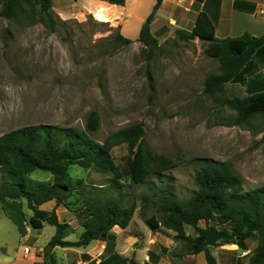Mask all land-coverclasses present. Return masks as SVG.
Here are the masks:
<instances>
[{
  "label": "rangeland",
  "instance_id": "374dc122",
  "mask_svg": "<svg viewBox=\"0 0 264 264\" xmlns=\"http://www.w3.org/2000/svg\"><path fill=\"white\" fill-rule=\"evenodd\" d=\"M99 14L108 19L102 10L68 19L53 11L55 28L22 14L16 19L0 15V135L29 125L53 124L85 131L102 143L112 133L142 123L145 143L178 163L149 184L168 180L178 198H188L197 189V169L211 161L229 165L242 178L245 190L264 187L263 121L255 117L247 124L233 125L236 112L224 103L226 98L248 95L253 83H257L255 90L264 89V52L254 56L253 69L244 83H226L223 91L210 96L204 91L205 79L220 72V63L207 56L206 42L181 40L172 29L168 38L159 39L158 47L152 49L139 41L120 44L116 40L120 28L97 18ZM92 112L100 116V125L93 132L87 128ZM127 154L126 145L113 149L117 162ZM69 173L89 184H107L106 175L90 168L73 165ZM31 177L52 178L39 170ZM149 184L120 189L138 205L131 232L141 236L140 241L151 231L139 201L141 194L149 192ZM41 207L52 210L55 203ZM63 209L56 208L59 217L74 219L67 230L76 232L83 216ZM19 211L30 226L32 211L25 199L0 200V238L10 233V244L15 247L22 242L30 244L7 217H16ZM187 231L194 234L193 228ZM55 232L51 225H45L40 235L33 229L39 244ZM248 243L252 245L256 239L250 238ZM185 246L191 251L190 243L184 241Z\"/></svg>",
  "mask_w": 264,
  "mask_h": 264
},
{
  "label": "trees",
  "instance_id": "16d2710c",
  "mask_svg": "<svg viewBox=\"0 0 264 264\" xmlns=\"http://www.w3.org/2000/svg\"><path fill=\"white\" fill-rule=\"evenodd\" d=\"M163 1L156 0L137 40L150 49L159 44L151 24ZM52 7L53 0H0V15L16 19L22 14L33 22L55 28L57 19ZM175 33L184 41L198 38L206 42L207 56L219 61L220 72L205 79L204 91L210 96L223 91L226 83H244L253 69L254 56L264 52V36L245 33L216 37L215 25L205 12L198 14L191 30L177 29ZM116 40L120 44L134 42L122 34H117ZM224 103L236 112L233 125L247 124L255 117H260L264 124V89L243 98H226ZM99 125V114L92 112L88 130L96 131ZM262 132L264 145V128ZM144 136L142 123L122 128L102 143L85 131L53 124L29 125L0 135V200L25 199L32 211L29 224L33 228L41 229L45 225L56 228L44 247V264H60L53 252L57 246L82 247L94 240L107 241L99 264H136L134 258L128 259L114 249V228H127L138 207L120 189L149 184L152 178H162L166 171L178 165L172 157L154 152L145 143ZM120 145L127 146L128 154L117 162L113 149ZM73 165L106 175L107 184H89L85 179L72 177L69 170ZM37 170L50 173L51 180L32 178L31 174ZM195 182L197 189L185 199L170 190L168 180L164 179L161 185L150 182L149 192L139 197L141 215L147 226L152 231H174L176 239L190 243V252H205L208 264H216L212 247L235 243L241 250H248V240L255 238L248 264H264V187L245 190L242 178L229 165L211 161L200 165ZM52 201L55 203L52 210L41 207ZM59 206L83 216L82 232L77 240L67 239L70 225L60 219L56 211ZM19 212L20 215L12 218L23 232L25 215ZM188 227L194 229V235L187 232Z\"/></svg>",
  "mask_w": 264,
  "mask_h": 264
},
{
  "label": "crops",
  "instance_id": "0c3cea01",
  "mask_svg": "<svg viewBox=\"0 0 264 264\" xmlns=\"http://www.w3.org/2000/svg\"><path fill=\"white\" fill-rule=\"evenodd\" d=\"M155 2L156 0H125L123 4H113L106 0H53L52 9L62 19L82 18L102 10L108 19L100 14L97 18L109 20L112 25L120 28L123 36L137 41L141 27ZM200 12L209 16L218 38L236 37L245 33L264 36V0H164L151 24L152 32L158 39L166 40L172 29L191 30ZM256 87L257 83H253L250 91H256ZM57 213L59 215L58 211ZM7 217L30 244L22 242L17 247L11 246L10 233L6 234L0 238V264H44V247L49 240L39 244V233L45 226L35 229L25 221L22 232L14 219L9 215ZM62 221L70 225L74 219ZM131 223L125 229L119 226L114 228V249L128 259L134 258L136 264H208L205 252H190L188 246L184 247V241L175 238L174 231L151 230L140 241L141 236L131 232ZM2 226L3 222L0 220V229ZM33 229L38 231V236L33 234ZM81 232V227L76 232L70 230L67 239L77 240ZM135 244L139 245L134 246ZM106 246L107 241L94 240L82 247L57 246L53 252L60 264H88L92 261L99 264ZM254 246L255 243H252L248 250H241L235 243L224 244L215 246L214 249L212 247L211 253L216 264H248V256ZM244 252L248 253L243 254Z\"/></svg>",
  "mask_w": 264,
  "mask_h": 264
},
{
  "label": "built area",
  "instance_id": "2783aa9c",
  "mask_svg": "<svg viewBox=\"0 0 264 264\" xmlns=\"http://www.w3.org/2000/svg\"><path fill=\"white\" fill-rule=\"evenodd\" d=\"M248 252H244L243 254H247Z\"/></svg>",
  "mask_w": 264,
  "mask_h": 264
}]
</instances>
